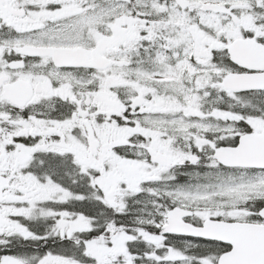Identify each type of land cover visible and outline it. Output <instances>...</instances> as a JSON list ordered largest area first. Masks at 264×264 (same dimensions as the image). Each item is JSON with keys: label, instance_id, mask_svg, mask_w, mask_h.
Segmentation results:
<instances>
[{"label": "snow or ice", "instance_id": "obj_1", "mask_svg": "<svg viewBox=\"0 0 264 264\" xmlns=\"http://www.w3.org/2000/svg\"><path fill=\"white\" fill-rule=\"evenodd\" d=\"M0 264H264V0H0Z\"/></svg>", "mask_w": 264, "mask_h": 264}]
</instances>
